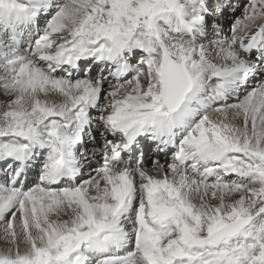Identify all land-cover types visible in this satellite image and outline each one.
<instances>
[{
	"label": "snow or ice",
	"instance_id": "snow-or-ice-1",
	"mask_svg": "<svg viewBox=\"0 0 264 264\" xmlns=\"http://www.w3.org/2000/svg\"><path fill=\"white\" fill-rule=\"evenodd\" d=\"M0 264H264V0H0Z\"/></svg>",
	"mask_w": 264,
	"mask_h": 264
},
{
	"label": "bare ground",
	"instance_id": "bare-ground-1",
	"mask_svg": "<svg viewBox=\"0 0 264 264\" xmlns=\"http://www.w3.org/2000/svg\"><path fill=\"white\" fill-rule=\"evenodd\" d=\"M229 19H231V16H229Z\"/></svg>",
	"mask_w": 264,
	"mask_h": 264
},
{
	"label": "rangeland",
	"instance_id": "rangeland-1",
	"mask_svg": "<svg viewBox=\"0 0 264 264\" xmlns=\"http://www.w3.org/2000/svg\"><path fill=\"white\" fill-rule=\"evenodd\" d=\"M228 19H229V17H228Z\"/></svg>",
	"mask_w": 264,
	"mask_h": 264
}]
</instances>
